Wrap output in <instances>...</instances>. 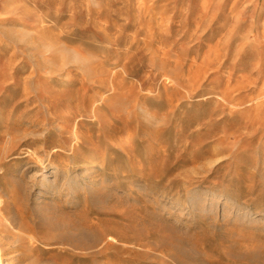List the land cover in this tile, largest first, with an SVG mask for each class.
<instances>
[{
    "label": "rangeland",
    "instance_id": "obj_1",
    "mask_svg": "<svg viewBox=\"0 0 264 264\" xmlns=\"http://www.w3.org/2000/svg\"><path fill=\"white\" fill-rule=\"evenodd\" d=\"M150 263L264 264V0H0V264Z\"/></svg>",
    "mask_w": 264,
    "mask_h": 264
},
{
    "label": "bare ground",
    "instance_id": "obj_2",
    "mask_svg": "<svg viewBox=\"0 0 264 264\" xmlns=\"http://www.w3.org/2000/svg\"><path fill=\"white\" fill-rule=\"evenodd\" d=\"M77 135V134H76ZM127 136V135H126ZM120 140H126V139H120ZM138 261V260H137ZM151 264V263H150Z\"/></svg>",
    "mask_w": 264,
    "mask_h": 264
}]
</instances>
